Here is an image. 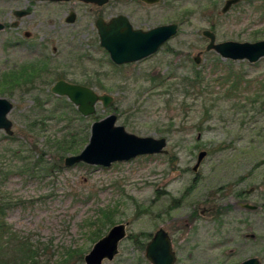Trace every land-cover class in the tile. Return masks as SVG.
I'll return each mask as SVG.
<instances>
[{"label":"rangeland","instance_id":"374dc122","mask_svg":"<svg viewBox=\"0 0 264 264\" xmlns=\"http://www.w3.org/2000/svg\"><path fill=\"white\" fill-rule=\"evenodd\" d=\"M226 1L161 0L157 6H146L141 0H109L102 7L75 3L58 7L0 0V21L15 20L13 11L29 8L32 14L23 20L34 24L49 19L57 24L73 10L81 27L95 23L99 16L110 20L119 15L144 30L179 26L178 34L157 54L122 66L111 61L93 29L89 36L69 31L62 42L55 41L60 46L56 59L66 61L70 46L85 57L77 67L51 69L55 72L46 81L25 85L16 97H0L14 105L9 115L14 140L0 131V150L19 148L26 166L25 172L15 169L2 179L9 202L6 223L36 247L42 263L86 264L85 255L100 240L91 238L93 223L100 210L112 209L116 223L130 222V226L119 254L103 264H151L146 258L148 236L163 226L161 214L172 201L196 184L198 175L188 167L196 164L201 152H207L196 191L171 214L176 229L167 225L172 229L176 264H240L251 258L264 264V58L255 64L224 59L215 51H206L209 39L203 35L206 30L213 32L217 43L264 40V0H241L224 13ZM76 33L73 41L71 35ZM8 38L0 33V74L12 70L18 58L1 51ZM199 52L203 55L197 65L194 57ZM197 75L200 81L192 90L179 85ZM171 76L173 82L168 83L177 84L170 90L168 84L160 87L162 78ZM59 79L93 84L92 89L112 95L114 102L108 108L99 103L93 116L80 114L81 119L67 98L52 94ZM67 103L72 110H62L61 105ZM58 106L59 113L53 117L51 110ZM64 111L72 121L66 116L59 119ZM112 114L118 117L117 125L130 134L166 138L168 153L140 156L109 168L84 163L66 167L65 159L73 154L64 155L56 139L77 131L87 136L80 154L89 143L93 123ZM29 168H35V176H30ZM225 187L232 192L245 190L246 195L254 189L247 201L259 210L247 213L236 207L219 233L212 213L188 226L193 205L213 209L205 200L212 197L211 191ZM233 197L231 189H226L216 195L215 205L235 207ZM109 230L103 229L102 237ZM247 234L256 238L247 239Z\"/></svg>","mask_w":264,"mask_h":264},{"label":"water","instance_id":"95a60500","mask_svg":"<svg viewBox=\"0 0 264 264\" xmlns=\"http://www.w3.org/2000/svg\"><path fill=\"white\" fill-rule=\"evenodd\" d=\"M47 1H72V0H47ZM85 3L103 6L109 0H78ZM148 4L158 3L159 0H143ZM240 0H227L223 12ZM19 17L23 13H16ZM75 20L74 14L68 18V22ZM101 47L110 55L116 65H126L139 62L154 55L178 32L177 25L159 26L149 31L134 30L130 21L125 16H118L106 22L99 18L96 22ZM3 26L0 24V30ZM203 35L209 39L206 51H215L222 58L232 61H248L255 64L264 58V40L255 43L223 42L216 43V35L211 31H204ZM199 65L202 61V53L194 57ZM52 93L59 97H66L73 103L83 117H90L96 113V106L102 103L108 108L114 102L112 95L98 94L94 89L71 84L65 80L58 81L51 89ZM14 105L11 101L0 98V131L12 137L14 135L13 122L9 119ZM118 117L109 115L103 120L93 123L88 145L77 155L68 156L65 166L72 167L80 163L90 166L111 167L115 163L128 162L140 156L167 154V139L138 137L130 134L123 126L117 125ZM206 157V152L198 156V163ZM198 168V165L195 169ZM246 209L255 210L256 207L245 205ZM129 222L119 223L113 226L108 233L96 242L92 250L85 255L86 264H103L104 261L112 262L119 254V245L127 237ZM253 237V236H251ZM146 258L151 264H175L176 254L172 241L164 230L157 231L146 247ZM240 264H261L258 258L248 259Z\"/></svg>","mask_w":264,"mask_h":264},{"label":"flooded vegetation","instance_id":"af4514ba","mask_svg":"<svg viewBox=\"0 0 264 264\" xmlns=\"http://www.w3.org/2000/svg\"><path fill=\"white\" fill-rule=\"evenodd\" d=\"M240 1L236 4H234L233 6L239 4ZM27 2L28 3L29 2L30 3L31 2H33V3H46L49 6H58V7H63L64 5H68L70 3L81 4V5H85V6L102 7V6H99L97 4L85 3L82 1H78V0H72V1L27 0ZM141 2L143 4H145L146 6H157L161 3V0H159V2L155 3V4H148V3H145L143 0H141ZM226 2H225V4H226ZM105 5H103V6H105ZM17 12L23 13L22 16L19 17L16 14ZM31 14H32V12L29 8L25 9V10H16V11H13V16L16 18L15 20L0 21V24L3 26V29L0 30V33H6L9 35L8 40L3 43L2 47H1V51L6 52V53L11 52L12 54H14V53L17 54L18 58L16 60V63L14 64L13 69H16L18 72H21L24 69H27V70H30V69H74V67H77V65L81 61H83L85 57L75 54L74 52L76 49L70 48V46H69L70 53L67 54L66 61L60 62V61H57V59H56L59 56L60 46H57L55 44V41L62 42V40L64 38L68 37L69 31L71 33H73V31H76V32H78V34L79 33H85L86 36H89L90 30L93 29L94 31H96V35L98 36V39L100 41V46H101V39H100L98 28L96 25V22L99 18L104 19L101 16H99L96 19L95 23H90V25L92 26V28L90 29L89 28L90 25H86V27H81L78 25V22H80L81 19L78 18L77 13L73 10L69 11V14H66L64 18H59L57 24L53 23L52 19L41 21V22H38L37 24L26 22L23 20L25 17L31 16ZM71 14H74V16H75V20L72 23L68 22V18ZM119 16H121V15H119ZM122 16H124V15H122ZM10 17L12 18V15ZM116 17H118V16H116ZM125 17H127V16H125ZM113 18H115V17H113ZM113 18H111V19H113ZM127 19L130 21V19L128 17H127ZM104 20L106 22L110 21V20H106V19H104ZM130 23L133 26L134 30L149 31V30H152L154 28L159 27V26H157V27H154L151 29L148 28V29L144 30V29L134 27V25L131 21H130ZM167 25H177V24H167ZM160 26H165V25H160ZM178 32H179V26H178ZM178 32H177V34H178ZM78 34L77 33L72 34L71 39L74 41L76 39V37L78 36ZM174 37H172V38H174ZM159 50H158V52H159ZM158 52H156L155 54H157ZM199 53H202V55H203V52H199ZM152 56H150V57H152ZM36 57L39 59H37ZM150 57H148V58H150ZM148 58H146V59H148ZM143 60H145V59H143ZM143 60H141V61H143ZM135 63H138V62H135ZM130 64H133V63H130ZM126 65H128V64H126ZM118 66H122V65H118ZM61 80H64V79H59L58 81H61ZM69 83H71V82H69ZM71 84H77V83H71ZM24 85L31 86V82H26ZM77 85H80V84H77ZM82 86H85V85H82ZM98 94H100V93H98ZM100 95H104V94H100ZM74 155H77V154H74ZM206 156H207V152H206ZM202 163H203V161L201 163H198V160H197L196 164H194L193 167H191V168L188 167V170H192L194 174L198 175V176H195V178H194V182L196 184H191L189 187H187L186 190L184 191L183 196L179 199H174L172 201V204L170 206H168L161 214L160 218L164 221V224L162 227L159 228V230H161V229L164 230L166 232V234L169 236V238L172 241L173 250H174V241H173L172 237L170 236V233H171L170 230L176 229L175 226L173 227V225L176 222H175L174 218H171V214L173 211H178L182 205L181 203H184L185 201H187V199H189L191 197V195L196 191L197 186H198L197 183L199 180V175H201L200 168L203 165ZM197 165H198V168L195 169L197 167ZM173 173H175V171ZM178 174L182 175L184 173L179 172ZM235 186L236 185H233L232 187H235ZM238 186H240V184H238ZM229 188L231 189V193L234 196L233 199H234V206L235 207H228V208L223 209L221 207L216 206L215 205L216 195L220 194V192H222L226 189H229ZM232 190L233 189L231 187H225L224 189L223 188H217V189L211 191L210 193H211L212 197L209 198L208 200H205V202H206V205H213L212 206L213 209L200 210V208H198L197 204H194L192 209H191V213L189 215L190 220L188 221L189 222L188 226H190V224H195L198 219L206 218L208 216V214L212 213L211 217L217 223V232L219 233L225 227V220L229 216V213H231L232 211H235L236 207H239L240 210L247 212V213H255L259 210V207L257 205H252L247 201L249 195L254 193V189L249 190L247 192V193H249L248 195H246L245 190L236 191V192H232ZM164 194H167V191H164ZM245 205H250V206L256 207V209L255 210L246 209ZM120 223H124V222H120ZM117 224H119V223H117ZM167 225H170V226L172 225L171 226L172 229L168 228ZM165 227H167L168 229H166ZM153 236L154 235H152L151 238H148V239L149 240L152 239ZM251 236H253V237H251ZM127 237H128V228H127ZM246 238L254 240L256 238V236L254 234H247ZM147 244H146V247H147ZM119 248H120V245H119ZM174 252L176 254V262H177L178 256H177V253L175 250H174Z\"/></svg>","mask_w":264,"mask_h":264},{"label":"trees","instance_id":"16d2710c","mask_svg":"<svg viewBox=\"0 0 264 264\" xmlns=\"http://www.w3.org/2000/svg\"><path fill=\"white\" fill-rule=\"evenodd\" d=\"M55 71L51 69H24L21 72H18L16 69L8 70L0 74V97H16L19 93H23L24 84L26 82H31V85L46 81V77ZM197 77L194 80H189L188 83L182 82L178 83L179 85L185 84L188 86L190 90L196 87L199 84L200 78ZM173 77L162 78L160 82V87L168 84L169 90L177 83H168V81H172ZM173 82V81H172ZM201 84V82H200ZM88 87H92L93 84H86ZM98 86L101 87L102 90H107L105 86L100 83ZM27 91L29 89L27 88ZM53 96L52 94H50ZM71 103H67L65 105H61L62 110H65L69 107L72 110ZM59 106L56 109L51 110V114L53 117L57 116L59 113ZM76 116L84 119L80 113L75 111ZM60 115L59 119L65 120V116L72 121L71 118L68 117V113L65 111ZM75 116V117H76ZM80 134V132H72L70 136H65L62 140L56 139L57 146L60 151L64 154H78L81 150V146L83 143L87 141V136ZM10 140H14L13 137L8 138ZM21 150L19 148L15 150H8V152H4V150H0V264H49L42 263L40 260L39 253L35 246H33L30 241L26 238L19 237L13 229L6 223V211L9 208V202L6 195L3 193V178L7 174H12V170L18 169L19 173L25 172V168L23 165V160L21 158ZM44 170V169H43ZM32 171H35L34 173ZM28 173L30 176L36 175L35 168H29ZM115 211L112 209L100 210V215L98 217V221L93 223L95 224V229H93L91 233L92 240L100 239L102 237V230L106 228H111L117 223L115 222ZM148 237H151L148 236ZM144 248L145 244L140 243Z\"/></svg>","mask_w":264,"mask_h":264}]
</instances>
